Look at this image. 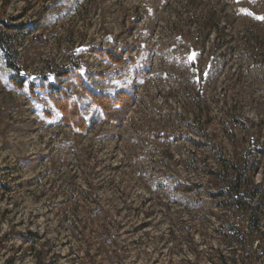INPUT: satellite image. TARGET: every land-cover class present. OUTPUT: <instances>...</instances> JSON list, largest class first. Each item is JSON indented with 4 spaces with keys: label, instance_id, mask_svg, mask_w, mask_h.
I'll list each match as a JSON object with an SVG mask.
<instances>
[{
    "label": "rangeland",
    "instance_id": "rangeland-1",
    "mask_svg": "<svg viewBox=\"0 0 264 264\" xmlns=\"http://www.w3.org/2000/svg\"><path fill=\"white\" fill-rule=\"evenodd\" d=\"M74 63L91 90L132 92L122 123L54 76ZM7 64L50 74L88 129ZM258 150L264 0H0V264H264ZM235 176L252 216L219 195Z\"/></svg>",
    "mask_w": 264,
    "mask_h": 264
},
{
    "label": "trees",
    "instance_id": "trees-1",
    "mask_svg": "<svg viewBox=\"0 0 264 264\" xmlns=\"http://www.w3.org/2000/svg\"><path fill=\"white\" fill-rule=\"evenodd\" d=\"M99 55L105 56L111 62L122 61L121 58L114 59L110 53ZM7 67L13 72L9 76L10 84L16 90L26 88L29 96L33 99H37L41 95L52 111L58 116L59 123L71 127L78 132H84L88 129L89 122L83 115L78 100L69 94L65 88L58 86L53 80H50V74L40 75L37 81H27L26 77L20 76V71L16 66L7 64ZM70 67L69 69H58V71H55L54 76L73 80L75 85L87 95L89 104L96 107L105 120L118 124L122 123L131 111L134 102L132 92L126 90H118L110 94L95 92L89 88L86 80L82 78L80 66L74 63ZM47 114L49 115L50 113L47 112ZM256 154L264 157V150H258ZM173 185L174 190L179 193L192 192L198 187V185H184L179 181L174 182ZM240 188L238 176H235L234 180L226 182V186L221 190L219 195H224L230 203L236 205L235 207L238 205L239 208L249 211V215L252 216L258 209L257 204H252L250 200H246L245 196L240 192ZM262 244V242L258 241V251H264V244ZM241 264H253L252 256L248 252H246Z\"/></svg>",
    "mask_w": 264,
    "mask_h": 264
},
{
    "label": "snow or ice",
    "instance_id": "snow-or-ice-1",
    "mask_svg": "<svg viewBox=\"0 0 264 264\" xmlns=\"http://www.w3.org/2000/svg\"><path fill=\"white\" fill-rule=\"evenodd\" d=\"M194 56H195V54L193 53V56H192V57H190V59L194 58Z\"/></svg>",
    "mask_w": 264,
    "mask_h": 264
}]
</instances>
